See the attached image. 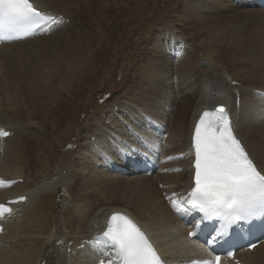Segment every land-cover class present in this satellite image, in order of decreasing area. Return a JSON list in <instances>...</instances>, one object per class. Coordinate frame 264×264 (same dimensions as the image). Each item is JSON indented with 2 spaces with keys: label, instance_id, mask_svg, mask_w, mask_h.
Instances as JSON below:
<instances>
[{
  "label": "bare ground",
  "instance_id": "bare-ground-1",
  "mask_svg": "<svg viewBox=\"0 0 264 264\" xmlns=\"http://www.w3.org/2000/svg\"><path fill=\"white\" fill-rule=\"evenodd\" d=\"M34 1L70 22L52 36L0 48V124L15 132L19 125L5 111L35 104L49 105L44 110L46 113L38 114L41 121L40 118L35 121L34 117L32 120L36 123L28 127L37 134L38 158L45 163L46 169L42 166L39 174L41 178L53 176L49 167L59 156L56 153L59 146L54 139L61 137L55 140L63 144L74 135L76 141L64 156L61 172L59 170L61 175L66 172L62 177L64 182L59 179L62 191H52V187L32 191L27 204L20 206L18 218H11L7 233L0 238V264H67L68 251L75 255L69 257V264H91L85 256L91 248L78 251L77 247L115 211L135 215L148 233L146 226L155 225V242L168 249L167 255L175 253L179 247H185L183 229L162 202L158 186L189 185L190 172L185 163L179 164L184 171L178 175L112 178L109 173L120 167V153L113 147L142 132L136 125L137 120H145L141 113L153 117L154 110H159L166 118V108H171L181 86L184 91L168 140L170 152L180 154L188 142L197 113L206 104L222 103L224 96L235 102L233 91L236 89L242 100L236 119L238 131L260 166H264V118L261 115L264 108L253 96L255 90L264 91V11L250 8L249 0H180L175 15L170 14L165 22L158 23L154 19L158 15L152 14L157 10L158 0ZM141 22L152 37H147L148 42L142 43L141 51L137 52L136 75L133 73L126 78L122 95L109 100L105 111L89 117L87 112L95 103L92 88H88L87 83L92 81L91 77L102 73L98 64L112 66L113 57L120 54L118 48L109 53V45H114L111 50L119 45L125 47L122 37ZM179 40L187 46L186 55L180 61L173 51V43ZM106 52L110 58L105 56ZM229 81H236L239 86L233 88ZM115 108L119 109L117 116ZM81 114L87 116L79 124ZM121 120L131 125L130 131ZM20 130L3 143L14 142ZM144 133H148V129H144ZM92 137L95 138L93 143ZM15 152H19V147ZM101 155L108 162L107 174L99 170ZM3 160L0 151V161ZM6 166L5 161L0 173L12 178L26 175L18 166H7L9 169L4 172ZM15 188L16 191L0 193V199L27 193L23 192L24 186ZM57 196H60L58 209L62 223L53 217L57 216V209L49 202L46 205L45 201ZM41 201V206L53 213L41 212ZM163 233L165 235L160 236ZM59 241L65 242V248L57 246ZM175 246L176 249L172 248ZM245 256L248 264H264V245ZM176 259L175 254L172 260Z\"/></svg>",
  "mask_w": 264,
  "mask_h": 264
},
{
  "label": "snow or ice",
  "instance_id": "snow-or-ice-1",
  "mask_svg": "<svg viewBox=\"0 0 264 264\" xmlns=\"http://www.w3.org/2000/svg\"><path fill=\"white\" fill-rule=\"evenodd\" d=\"M56 23L55 16L45 14L30 0H0V41H19L38 32H51ZM261 115L264 118V113ZM193 148L194 184L184 198L186 203L182 201L178 206L172 201L178 214L200 213L188 235L197 236L210 228L211 236L217 225L220 232L216 239L227 236L229 229L236 227L264 228V166L254 162L238 138L225 106L201 115L195 126ZM3 211L4 205H0V213ZM213 220L215 223H208ZM94 241L93 264H164L144 233L122 214H112L106 231ZM101 241H107L109 247H100ZM254 247L252 244L251 248ZM219 261L216 256L202 264Z\"/></svg>",
  "mask_w": 264,
  "mask_h": 264
},
{
  "label": "rangeland",
  "instance_id": "rangeland-1",
  "mask_svg": "<svg viewBox=\"0 0 264 264\" xmlns=\"http://www.w3.org/2000/svg\"><path fill=\"white\" fill-rule=\"evenodd\" d=\"M179 1L180 0H158V1H156L157 3H155V9H157L159 12L157 10H154V13H152V12L151 13L154 15L157 14L158 16H159V14H161V15L159 17L157 15H155V16H157L156 18H154L155 22H158V23L165 22L167 16H169L170 14L175 15V11H176L177 6L179 5ZM130 19L133 21L134 20L133 16ZM141 23L138 24V26L135 30H133V28H131L128 35H125V37L124 36L122 37L123 42L126 44L125 47L124 46L120 47V45L118 44L119 45L118 47H114V50H111V48H113L114 45L113 44L109 45V48L107 50V51H109V53H110V51L117 50V48L120 49V54H118V56L115 55L116 58H115V56L113 57V59H114L113 63L114 64L113 63L112 64L114 66L113 65L111 66L108 63L98 64V67L102 70V73H100L101 75L100 74L96 75L97 77L93 76L94 70H92V72H91V75L93 76V77H91L92 81H89L90 83L88 82L87 84H88V88H92V92H93L92 94H94L93 102L95 103V105L93 107L95 109H93V107H92L90 109V111L87 112L89 117L92 115H95V114H99V113H101V111H105L104 106L107 105L109 100H111L112 98L114 99L115 97L122 95L123 86H124V84H126V78L127 79H128V77L130 78V74L131 75L133 73L135 74L134 66L137 62L136 61L137 52H140L142 45L146 44L148 42L147 37H152V35H149V31L147 33V31L144 30L145 27H144L143 22H141ZM143 31H145V32H143ZM126 47L128 49L125 51L124 48H126ZM107 53L108 52H106V55H105L106 57L109 55ZM108 57L110 58V56H108ZM115 63H116V65H115ZM135 77L136 76H134V78ZM109 79H111V80H109ZM127 83H128V80H127ZM104 84H108V86L104 85ZM183 91H184L183 87L180 86L178 89V94H176V96H174V101L172 104L173 111L170 114V120H169L170 126H173V124L176 120L177 112H178L180 102H181V93ZM86 92L89 93V95H91L89 90H87ZM104 98H107V100L105 101L104 105L101 106L100 101ZM98 101H99V103H98ZM43 106H45V107H43ZM172 106H171V108H172ZM48 107H49V105H47V104H43L42 106L39 104H35L32 107H25V108L19 107L18 110H17V108H15L11 112L9 110L5 111V112H9L10 115L15 118L17 124L19 125V128L16 127L17 130L15 132L18 134V129H21V130H20V135L14 140V142H11V143L9 142L10 144L8 146H5L4 152H3V155H4L3 159L4 160L0 161V163H1L0 169L2 170L3 167H1V166L5 163V161L7 163V166L10 168H12V167L14 168V167L18 166L17 168L21 169V170L19 169V171H22L24 174H26V178H25V176H23V178L26 179V184H24L22 186H24L25 189L27 188L23 192L27 191V192H29L28 194H32L34 192V189L37 188L36 185L37 186L40 185V182H43L44 184H41L38 187V189L47 188V187L51 188L52 187L51 188L52 191H55V190H57V191L61 190L62 191V186L59 185L60 184L59 179L56 182H45L44 179H46V178L39 177V174L42 172L41 171L42 166L44 169H46L44 166L45 163L41 162L40 159L38 158V149L36 148L38 145L37 134H36V132H34L33 129L32 130L28 129L29 126L31 127L32 125H34V123H36L35 121L37 118L38 119L40 118V116H38V114L40 113V115L41 114L43 115L44 113H46V112H44V110H47ZM21 111H22V113H21ZM81 115L82 116L79 115V117H80L79 118V124L82 122L81 120H84L85 117L87 116L86 114H85L86 116L84 114H81ZM2 116H4V114H2ZM115 116H117V114ZM34 117H35V121L32 120V118H34ZM19 120L22 123H20ZM39 121H41V118L39 119ZM60 138L61 137H57L55 139L60 140ZM68 138H69L68 142H64L63 144H59L54 139L55 145L59 146V149L56 151V153L57 152L59 153V156L56 159L52 160L50 166L54 167V165L59 161V159H60V162L54 168H50V167L49 168L51 171L55 172V174H57L59 172V170L61 171L60 168H61L63 159H65L64 156L70 152V149L73 147L71 145H73V143H75V141H76L74 139L75 138L74 135H72V137H68ZM26 146H28V148ZM17 147H19V152L16 153L15 149ZM33 150L35 152L32 153ZM39 154L41 155V153H39ZM47 164H48V162H47ZM7 166L4 167V169H5L4 172L9 169ZM56 169H57V171H56ZM111 169H115V168L111 167ZM109 175H112V178H115V177L117 178L119 176V174H117L115 172V170L111 171L109 173ZM0 176L12 178V177H9V175L6 173H0ZM60 179H61V181H63L62 178H60ZM14 189L16 191V188H14ZM45 201H46V205L49 204L53 207L54 210L57 209V216H53V217H57V220L60 223H62L63 219L61 220V218L59 217L60 212L58 209L59 208L58 204H60L59 203V201H60L59 197L57 196L56 198L54 197L50 200H45ZM41 205H42V201L39 204V206H41ZM40 208H43V211H41L43 213H53V212H49L48 209H46V207H44V206H41ZM60 209L63 211L64 208H62V205H60ZM44 210H46V211H44ZM68 219L69 218H67L66 220H68ZM66 220H65V222H66ZM148 228L151 229L150 226H148ZM148 228L146 227V229H148ZM149 229H148V231L151 234H153L154 230L153 229L149 230Z\"/></svg>",
  "mask_w": 264,
  "mask_h": 264
}]
</instances>
